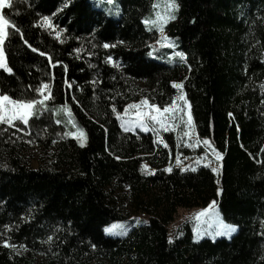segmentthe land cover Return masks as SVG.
Instances as JSON below:
<instances>
[{
	"label": "trees",
	"instance_id": "obj_1",
	"mask_svg": "<svg viewBox=\"0 0 264 264\" xmlns=\"http://www.w3.org/2000/svg\"><path fill=\"white\" fill-rule=\"evenodd\" d=\"M101 2L13 0L2 9L19 32L8 29L13 73L0 70V92L36 98L47 82L53 98L28 125L0 124V264H264V0H178L164 31L186 59L172 62L150 57L158 35L143 20L153 0H114L118 18ZM42 16L55 28L40 27ZM174 83L184 85L198 137L224 155L220 187L208 169L166 172L173 133L121 128L117 113L128 104L170 106ZM64 105L86 146L66 135ZM31 146L46 154L38 169ZM219 189L220 214L238 233L194 243L185 225L169 243L176 211L207 207ZM127 205L148 222L105 238L106 226L127 221Z\"/></svg>",
	"mask_w": 264,
	"mask_h": 264
},
{
	"label": "snow or ice",
	"instance_id": "obj_2",
	"mask_svg": "<svg viewBox=\"0 0 264 264\" xmlns=\"http://www.w3.org/2000/svg\"><path fill=\"white\" fill-rule=\"evenodd\" d=\"M105 2L108 5L114 4V0H105ZM12 7L13 0H0V10L5 8L10 9ZM152 8L154 10V18L152 16L146 17L143 20V23L146 27L149 28V30L155 28L156 30L163 33L164 26L168 22L177 18L176 13L179 11L180 4L178 3V0H165V3L163 4L164 10L163 12H161L158 10L161 8V4L159 3V0H157V3H154L152 5ZM109 13L111 14V9H109ZM115 14L120 15L118 8ZM41 20L42 23L40 24V27H46L48 29L55 28L50 17L42 16ZM10 27L19 32V28L9 18H7L6 14L0 12V70L5 73L12 74L13 69L9 66L4 48L6 38L9 35L8 29ZM56 36L58 39L60 38V33L58 31L56 32ZM164 39L168 38L165 37ZM170 46L175 47V45ZM29 47H31V45H29ZM103 47L109 48L114 47V45L105 43L103 44ZM32 51L38 52L39 50L36 48H32ZM76 51L79 52V49H77ZM39 55L46 56L47 54L45 52L39 51ZM174 57H178L181 61H184L186 59V55L183 51L175 52ZM48 59L51 63V57H48ZM108 60L109 62H112V57L109 56ZM58 64H62V61H56V64H53L52 67H55ZM66 67L67 66H64L65 70ZM68 87H72L70 82H68ZM173 87L179 91V95L177 96L176 100L173 101L171 107H164L163 109H161L155 104H149V101L147 99H144L140 102V104L129 105L128 108L125 109L123 115L117 113V118L122 121L121 127L123 128V130L125 132H129L138 127L143 131H148L151 127V130L155 131L158 127L163 131H169V123L172 122L173 124H175V122L177 121V112H179L181 114L179 120L187 129V131L184 132V135L187 137H191L194 129V121L191 113V105L189 104L186 95L183 92L184 85L182 83H174ZM35 92L37 93V97L30 99L13 98L8 94L0 92V124L15 126L14 122L20 121L24 125H28L30 118L35 116L38 112L48 110V102L53 98L50 84L47 82L42 83L40 87L35 89ZM73 99H75V97H73ZM176 101H182L183 105L177 104ZM145 106H147V111L143 110ZM129 109H137V111L133 113V115L135 116L134 120L124 119L125 116L129 115ZM63 110L71 115V109H69L67 105L63 106ZM113 111H115V108L113 109ZM185 115L186 120L184 119ZM57 123L59 124L60 121L57 120ZM73 126L75 127L74 123ZM66 135L77 139L81 147H83L86 143L87 137L83 129H78L76 132H68L66 133ZM196 143L198 144L200 143V141L197 140ZM203 143L206 148H211L210 142L208 140H204ZM164 146L167 147L166 144ZM211 151L216 160H220L222 158L221 154L214 148H211ZM177 163H179V157H177ZM197 163H199V160H197ZM192 170L194 171L195 169ZM167 171H171V168L167 169ZM213 171H217V169H213ZM214 206L215 202L212 206H210L209 210H211V208H213ZM207 212L208 210H206L205 212H201L197 216V219H200V217L207 215ZM216 225V230L213 233L214 236L228 235L230 237L231 233L236 231L235 226L227 225L221 221H216ZM49 239H51V237H49ZM171 242L172 241L170 239L169 243ZM3 246L15 247V245L11 244L8 240H4Z\"/></svg>",
	"mask_w": 264,
	"mask_h": 264
},
{
	"label": "rangeland",
	"instance_id": "obj_3",
	"mask_svg": "<svg viewBox=\"0 0 264 264\" xmlns=\"http://www.w3.org/2000/svg\"><path fill=\"white\" fill-rule=\"evenodd\" d=\"M157 3V0H153V4ZM159 3L161 4V8L158 9L159 11L163 12V4L165 3V0H159ZM152 4V5H153ZM98 8H101L100 10L104 11L108 16L118 18L119 15H116L117 8L114 4L112 6L107 5L106 2H101L97 5ZM116 7V8H115ZM115 8V9H114ZM109 9H111V14L109 13ZM2 12V10H0ZM154 18V10L152 8V13L151 15ZM176 20V19H175ZM172 20V21H175ZM170 21V22H172ZM169 23V22H168ZM167 23V24H168ZM166 26V25H165ZM164 26V27H165ZM149 30V28L147 27ZM151 30H154L157 32L158 39L156 42V45L158 48L156 50H152L150 57L153 59H157L160 61L164 62H172V58L175 53V48L177 46V40L175 38L168 37L165 34V31L161 33L160 31L156 30L155 28H152ZM167 37L168 39H164ZM170 45H175V47H171ZM164 48H171L173 53L168 54L166 51H164ZM264 85V81H263ZM178 91V90H177ZM179 95V91L177 96ZM177 98V97H176ZM176 100V99H175ZM142 100H139L137 102H134L132 104H140ZM177 104L183 105L182 101H176ZM125 106L123 110L119 113L123 115L124 111L126 108H128L129 105ZM173 104V103H172ZM172 104L168 107H171ZM144 111H147V106L143 108ZM137 109H129V115L125 116V120L129 119H135V116L133 113H135ZM64 115L66 116V122L67 125L70 127V130L68 132H76L78 129L77 126H73V123L71 122V119H69V116L67 115L66 111L63 110ZM170 115V114H169ZM180 113L177 112V121L175 124L172 122L169 123V131H163L157 127L155 131L151 130V127L148 131L151 132H168V133H173L176 140H177V155L174 158L173 161H171V164L168 166L167 169L171 168L172 169H179L181 171H190V172H195L198 168H204L210 170V172L214 175L215 181L217 185L220 187L221 182V176H222V164L224 160V155L223 153L219 152L221 154V159L216 160L215 156L212 154L211 148L215 147L210 143L211 148H206L202 139H200L195 131V128L193 129L191 137H187L184 135V132L187 131V129L183 126V123L179 120ZM186 120V115L184 117ZM120 121V124L122 121ZM15 122H20V121H15ZM122 128V127H121ZM123 129V128H122ZM141 130L138 127L135 128L134 130ZM133 130V131H134ZM143 131V130H141ZM67 132V133H68ZM132 132V131H129ZM68 136V135H67ZM70 137V136H69ZM72 138V137H70ZM77 141V143L80 145L79 141L75 138H72ZM197 140L200 141V143H196ZM86 146V143L85 145ZM83 146V147H84ZM216 150V149H215ZM217 151V150H216ZM26 156L30 161V167L32 169H38L41 166V159H45L46 154L43 150H41L38 146H31L30 149L26 152ZM177 157H179V163H177ZM197 160H199V163H197ZM192 169H195L194 171ZM213 169H217V171H213ZM144 170L146 171L147 174H152L153 172L151 170H148L147 167L144 166ZM171 171H167V173H170ZM125 195L127 194V190L124 189L123 193ZM221 195V190L219 189L217 192V199L213 200L207 207H198V208H179L175 215L173 216V219L169 222V224L166 226V231L168 234L169 240L174 241L176 238H178L181 234V229L185 226L188 225L192 236H193V241L192 242H199L204 239L206 240H216L219 238H226L230 239L231 237L235 236L238 233V228L235 226L236 231L231 233V236L229 237L228 235H221V236H214L213 233L216 230V221H221L227 225L228 224L224 221L222 215L220 214L219 211V198ZM215 202V206L210 209V206L213 205ZM208 210L207 215L200 217V219H197V216L201 212H205ZM127 213L129 215V218L125 222H114L109 224L103 229L105 238H108L110 240H121L125 237L128 236V234L135 228L141 225H144L148 222V216L143 214V213H136L133 211V209L127 205ZM234 226V225H231ZM199 233V236H198Z\"/></svg>",
	"mask_w": 264,
	"mask_h": 264
}]
</instances>
